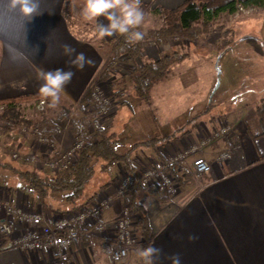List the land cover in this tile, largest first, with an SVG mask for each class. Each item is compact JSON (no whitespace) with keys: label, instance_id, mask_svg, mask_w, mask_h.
<instances>
[{"label":"crops","instance_id":"crops-1","mask_svg":"<svg viewBox=\"0 0 264 264\" xmlns=\"http://www.w3.org/2000/svg\"><path fill=\"white\" fill-rule=\"evenodd\" d=\"M184 1L139 0V4L141 8L173 9ZM83 4L84 0H36V12L26 17L18 8L11 7L9 0H0V98L40 93L38 70H71L74 74L60 97L74 107L75 115L68 122L82 124L85 108L79 102L91 80L104 71L116 37L114 34L97 38L96 23L84 21L79 15ZM250 15L258 19L259 37L245 34L218 57L217 52L209 51L185 58L165 78L154 83L148 101L129 92L114 100V114L106 126L112 123L119 152L129 151L135 143L174 135L158 146L160 155L167 160L192 145L196 148L183 157L180 166L172 165L179 175L192 174L197 156L211 165L190 193L188 188L198 178L187 180L188 184L172 196L157 184L147 188L138 185L135 202L147 212L151 236L143 244L140 232H136L138 243L119 264H142L137 250L149 245L160 249L155 264H171L169 257L173 254L180 256L181 264H264V135L256 136L261 133L256 108L264 99V62H258L261 72L253 76L263 82L256 98L237 100L235 94L241 86L245 88L243 84L256 68V63L250 64L249 59H264V8L253 7L238 17ZM99 21L106 23L102 17ZM237 25L240 27L242 23ZM222 30H212L206 40L219 43ZM65 44L77 53H84L91 63H85L83 69L70 64V58L64 55ZM168 50L167 45L146 44L138 62L156 60ZM119 58H124L122 65L132 63L125 55ZM221 59L224 63L218 71ZM237 65L242 68L237 69ZM124 69V73L117 69L111 72L115 81L117 75L120 78L117 82L120 90L131 82L126 66ZM253 88L246 87L247 95L254 93ZM211 101L213 105L206 109ZM222 121L230 130L213 135L211 128H217ZM68 128L64 135L59 131L51 133L52 140L67 146L77 137L71 124ZM0 135L12 149L25 153L29 148L28 137L23 138L20 129ZM4 149L0 143V159H10ZM75 159V155L66 157L68 162ZM148 159L158 161L152 148L139 147L132 160L139 166ZM122 171L120 163L102 171L105 180L100 185L113 196V205L103 214L105 230L110 234L115 231V219L123 207L122 198L113 189V179ZM0 199L9 200L14 209L18 206L30 212L39 209L48 223L67 212L69 206L65 193L52 194L46 204L32 182L3 168H0ZM3 220L11 224L15 234L24 231L25 223L17 220L7 206L0 208V221ZM99 248L98 241L83 236L63 250L49 243L41 251H22L8 247L5 240L0 249V264H46L58 261L62 254L66 255L65 264H110L103 254H96Z\"/></svg>","mask_w":264,"mask_h":264},{"label":"rangeland","instance_id":"rangeland-1","mask_svg":"<svg viewBox=\"0 0 264 264\" xmlns=\"http://www.w3.org/2000/svg\"><path fill=\"white\" fill-rule=\"evenodd\" d=\"M142 10L145 13V18H144L143 23L140 26H138V28L136 30L143 32V39L138 41V42L145 43V45L146 44H150V43H154V44L157 43V44L167 45L169 47L168 51H172L173 49H182V50H184L185 46H186L187 48L189 47L190 50H195L192 53V55H194V54H204V53H208L209 51H215V52H217L216 54H217V57H218V55L220 54V51L223 50V48H221L220 47L221 45L219 44L221 41L219 43H217V44H212V43H209L206 40V38L208 37L209 33L212 30L216 29V28H219V29L222 28L223 29L222 30L223 31L222 32V38H223V35H224L223 33L227 32V35L229 36V39L231 37V41L232 42H234L235 39H239L242 36H245V34H249V33L257 35L258 37H259V35H261L260 28L257 25L258 24V19L257 18H255V17H253L251 15L248 16V17H244V18L238 17L239 14H241V13H248V12L252 11L253 7L252 8L251 7L250 8H240L239 7L238 10L235 13H233V14H229V13L221 14L215 20L214 25L211 26L210 31L207 34H194L192 37H183L182 35L175 34V35L170 36L167 41L159 42L156 39V37H154L153 35H154L155 32H157L158 29H160L161 27H164V25H166V23H167L166 17L164 15H161L158 12H156V9H151L150 7H143ZM238 22H239V24L242 23V26L238 27V25H237ZM112 54H110L111 55L110 59L105 64L104 71L101 72L100 74L96 75L91 80V82L89 83V85H88V87H87V89H86V91H85V93L83 95L84 98H82V101L79 102L80 107L85 108L84 109V114H83L84 115L83 116V121H82V124H81L83 129H84L83 135H81L79 137H76L74 140H72L66 146L64 143L63 144L60 143L61 141H59V140H56V141L52 140L53 139L51 137L52 134H47V133L40 132V127H38V125H37L39 123V121L43 118V116H45V117H49V116L56 117L55 119H57L56 122L58 123V127L56 126V130L54 132L59 131V134L64 135L69 129L68 128L69 124H71L70 122H68V120L72 117V115H75V114H73V111H72L74 107L73 106H69L70 105V103H69L70 101L69 100L64 99L63 97H60V99L57 102L56 106L55 107H50L49 106V99L48 98H43V99L46 100V103L44 104V108H38V102L39 101L36 102V103L33 102V101H24V102L21 103V107H20L21 108V112H22L24 118L26 120H28L30 123L23 122L21 124H18L17 126H18V129H22V127H25L27 129V132H29V135H27V136H24L23 132H22L23 134L21 133L22 134L21 136H23V138L28 137L27 141L29 142L28 143L29 148H28V150L25 153L24 152H20L18 150L24 156L20 157L18 160L12 159L11 156H10V152L14 151L15 149H12L6 143H3L4 142L3 141V137H1V135H0V143L3 144V148H5L4 152L9 156L10 160H14V161H17V162L20 161L19 163L26 164L27 166H29V168H31V170L33 172H36V173L53 174V173L56 172V171H54L53 168L45 166L44 164H42V165L34 164L32 161L27 159L25 155L29 151L35 150L41 156H44L42 153L45 152V153H48L47 157H53L58 152H60V154L61 153L64 154L65 152H67L74 145V143L76 141H78V140H84V146H85V144L87 143V141L89 139H91V138L94 139L96 130H98L100 128L110 127V130L114 131V127L111 128L112 123L107 125V126H106V123H108V120H109L110 116H112L114 114V112H113L114 108L112 106L114 104V100L116 99V97H114V95L117 93V91L120 90L119 86H117L118 79H120V78H118V75H117L115 77V79H117V80L115 81L114 80V76H115L114 74L109 75L108 78H102L103 77V73L110 74L111 71H113L115 69H117L118 72H120V73H124V70H125L124 67L125 66H126V70H128V72H129L128 67L132 63H130V65H127V64L126 65H122L121 63H122L124 58H119V57H122L124 55L119 56L118 58H113ZM249 61L251 62L250 64L256 63V68L251 73L249 78L246 80V83L243 84L245 86V88L241 86V89H239V90H237L235 92L237 100L251 101L252 99L256 98L259 86L263 85V82L261 80H258V78H253V76H257V74H259V72H261V69L258 67V65H259L258 62H264V59L261 58L260 60L259 59H255L254 60V58L251 57L249 59ZM223 63H224V61H223V59H221L220 64L218 65L219 69H221L220 67L222 66ZM118 65H120L122 67V68H120V70L118 68ZM237 66H238L237 69L242 68L241 65H237ZM234 73H235V70L233 72V75H234ZM121 77H123V76L121 75ZM127 77H129V75ZM130 85H131V82H130ZM130 85L125 86L126 88L124 90V93L127 94V92H129L130 94H133V95L136 96L133 86L132 85L130 86ZM246 87H250V88L254 87L253 88L254 89V93L251 92L249 95H247L248 90L246 89ZM96 89H99L101 91V93H103L105 98H107L109 100V102H107V107H106L104 113H102V110L99 109L100 113L98 112V115H99V118H101V120H100L101 122H100V127L99 128H97V127L95 128V126H94V124H93V122L91 120L96 115L94 113V112H96V109L92 106L93 105V103H92V100H93L92 99V92L94 90H96ZM25 94H22V95H25ZM211 103H212V101L210 102V104L208 105V107L206 109H208L210 107V105H213ZM41 113H43V114H41ZM0 126H4V122L2 124V121H0ZM218 127L217 128H213V127L211 128V132L213 133V135H218L219 132L225 133L226 131L230 130L228 124L225 126V123L223 121L221 122V124L218 125ZM259 128L260 129L258 131H260L262 127L259 126ZM35 129H37V131ZM38 132H39L40 135H45L48 138V141L47 142H39V141L35 142V141H33L32 140L33 138H31V136L32 135L36 136V135H34V133H38ZM162 138H164V140H162L161 143L158 142V143L154 144V143L150 142L149 145H145L144 142L147 141V140H145L143 142L133 144L131 146V149H130V150L133 151V155L132 156L134 157V152L139 147L152 148L153 153L158 157V161H156L154 159H152V160L148 159L147 161L144 160V161H141V165H139V166H138V162L136 163V162L133 161V165H136V166H134L135 167L134 173H131V172L127 171L124 168V166L122 165V168H123L122 173H120L119 176H116L113 179L114 193H116L118 197L122 198V203H123L122 206L124 207V205L126 203L129 206H131L130 207L131 210H132L131 219L133 220V224H134V227H133L134 233H136L138 231L140 232V234L142 236L141 242L143 244L147 243L149 240L145 241V239H144V236H143V233H142V223H143V221H142L141 215L136 210L135 206L132 204V186L134 188V187H138V185H140L141 188H143V187L147 188V187L151 186L152 184H157L162 189L165 190L167 195L172 196V195H176L180 191V189L182 187H184V186H186L188 184L187 180H190V178H193V179H197L198 178L196 181L195 180L192 181L193 183L190 185V188H188L189 189L188 193L194 191L196 189L197 185L200 183V180H199L200 177H202L203 174H204L203 173V174L199 175L196 172L195 166H194V170H193V172L195 174L193 172H191L193 174V175L191 174L192 176L191 175H189V176L188 175H186V176L182 175L181 176V175H179V173L177 171L173 170V168H172L173 166L172 165L176 164V165L180 166L181 163H182L181 161L183 160V157L186 154H189V153L195 151V149H196L195 145H192V147L188 148L187 150H185L182 153H178L176 155H172L171 157L168 158L169 160H167L166 158H164V157H162L160 155L159 149H158V146L160 144L168 142V141L165 140V138H167V137H162ZM116 140H117V138H116ZM41 149L43 150V152H42ZM75 156H76V153H75ZM198 157H202V156H197L196 158H198ZM202 158H204V157H202ZM195 159H194V161H195ZM166 163H168L169 166H171V168H172V171H171L168 168V166H165L166 171H167L166 173L170 172V174H172V179H173L172 184L171 183L170 184H164L163 183L164 180H165L164 177H165V175H167L165 173V171L163 172V170L157 176L153 175L152 176L153 178L150 179L152 181L148 180L147 183L143 182V176H144L145 172L151 171V170L155 171L157 169H160V166L163 165V164L167 165ZM207 163L209 164V166L211 168L210 163L208 161H207ZM104 164L105 163L102 160H97L94 163V168H95L94 177L88 183V185L86 187V190L84 192H85V194H88V195H91L93 193L94 197L88 202L90 204H91V202L92 203L96 202L99 199L110 197L111 198L110 208H111V206L113 205V196H110L111 193L106 191V187H101V185H100V184H102L101 182H103L102 180L105 178V177H103V173H102L103 168L105 167ZM193 165H194V162H193ZM128 176H132L133 179H135V181L133 180L127 187L125 186L124 190L121 192L120 189H121L125 179ZM175 176L181 178V181L176 179ZM141 182H142V184H141ZM80 207L81 206L74 207L72 209L69 208V209H67V212H71L74 209H78ZM123 207H122V209H123ZM16 208L22 210L24 213H27V214H35V213H41L42 214V212L39 209L38 210L36 209L35 211L33 210V211L30 212L28 210L24 211L20 206H18ZM142 208L144 209L143 206H142ZM122 209H121V211H122ZM106 210H108V209H106ZM106 210L102 211V216H101V219H100L102 221L103 225H104V223H103V214H104V212ZM121 211H120V213H121ZM64 213H66V212H64ZM145 213H146V216H147V222L149 223L148 215H147L146 210H145ZM56 217L53 218V221H54V219ZM17 220H19L18 217H17ZM19 221L25 223L24 224L25 225L24 226L25 227L24 231H25L26 226H27L26 225L27 222H25L23 220H19ZM93 229H96V227H94ZM104 229H105V225H104ZM21 233L22 232L16 233L15 235H19ZM109 235H111L110 232L106 231L105 232V236H109ZM135 240H136V238H135ZM93 241H98L100 243V246H101V242L99 240H93ZM0 243H4V239L0 240ZM136 243H138V242L136 241L135 244ZM129 251H128V253H129ZM96 252H97L96 253L97 255H99V253L103 254L102 251H101V248H99V250L96 251ZM128 253H127V255H128ZM126 256L124 258H126ZM60 257H59V259H60ZM104 257H105V255H104ZM123 259H121L119 261V263ZM56 261L49 262V263H46V264H55ZM64 264H65V261H64Z\"/></svg>","mask_w":264,"mask_h":264},{"label":"trees","instance_id":"trees-1","mask_svg":"<svg viewBox=\"0 0 264 264\" xmlns=\"http://www.w3.org/2000/svg\"><path fill=\"white\" fill-rule=\"evenodd\" d=\"M239 7L264 8V0H185L173 9L159 7L156 12L164 15L167 23L164 27L158 29L153 36L159 42H164L175 34L183 37H192L194 34H207L221 14H233ZM223 34V38L219 43L220 47L223 48L220 53L233 44L227 32ZM113 44V58L125 55L127 59L132 61V64L128 67L129 78L136 96L143 101L149 100L151 89L156 81L165 78L171 68L191 56L195 51L185 46L184 50L173 49L172 51L162 52L156 60H144L139 63L138 58L141 56L145 43L129 42L124 35L116 34ZM109 75L111 73H103L102 78H108ZM123 90L117 91L114 97L123 94ZM43 98L46 97L40 93L0 98V121L4 122V126H0V132L15 131V129H18V124L30 123L21 112V103L24 101L36 103ZM256 112L259 125L262 127L261 133L256 136L264 135V99L258 103ZM56 121L55 118L43 116L37 125L40 127V132L51 134L56 130ZM71 127L77 137L83 135L84 129L80 123L72 121ZM173 137L175 136H169L165 140L169 141ZM162 140L164 138L148 139L144 144L149 145L150 142L156 144ZM132 155V150L124 153L119 152L117 150L116 134L109 127H104L96 130L94 139H89L85 146L76 152L75 161L66 163L65 167L53 174L33 172L26 164L10 159H0V168L10 170L26 181L32 182L42 194L46 204H49V198L52 194L65 193L66 201L69 204L67 208L72 209L88 203L94 197V195L85 194L84 191L94 177V163L97 160L104 161V168L107 170L120 163L127 171L134 173L135 167ZM166 164L172 171L171 166L168 163ZM175 178L181 181V178L177 176ZM139 189V186L134 188L132 186V204L141 215L143 221L142 233L145 241H148L151 231L147 216L142 206L135 202L136 192ZM49 207L53 208V205H49Z\"/></svg>","mask_w":264,"mask_h":264},{"label":"built area","instance_id":"built-area-1","mask_svg":"<svg viewBox=\"0 0 264 264\" xmlns=\"http://www.w3.org/2000/svg\"><path fill=\"white\" fill-rule=\"evenodd\" d=\"M92 99V106L96 109V112H94L96 115L91 120L95 128H99L101 118H99L98 112L100 113V110H102V113L105 112L107 102H109V100L105 98L99 89L92 92ZM45 103V99L39 100L38 108H44ZM35 130L37 131V129ZM20 132H23L24 136L29 135V132H27L25 127H22ZM34 135L36 136L32 135L31 138H33L32 140L35 142L48 141V138L45 135H40L39 132L34 133ZM83 146L84 140H78L64 154H60V152H58L53 157H44L38 154L35 150H31L25 156L34 164H44L45 166L53 168L54 171H58L59 169L65 167L66 163H68L66 157L68 155H75V153ZM10 156L12 159L18 160L24 155H22L18 150H14L10 152ZM165 166L166 165L163 164L160 166V169L145 172L143 182L147 183L148 180L152 181L150 180L153 178L152 176H157L162 170L166 173L167 171ZM194 166L199 175L210 170L209 164L202 157L195 159ZM166 174L167 175H165L163 183L172 184V174H170V172ZM133 180L135 181L132 176H128L125 179L120 191L122 192L124 187H127ZM110 204V197L99 199L96 202H91V204H84L80 208L74 209L71 212L61 214L54 219L53 223H48L46 222L43 214L24 213L20 209L12 208L9 200L0 199V208L2 206H7L8 210H12L19 220L27 222L25 231L19 235H15L10 223L0 221V240L4 239V242L7 240L8 247L10 248L22 251H41L44 246L49 243L59 245L62 249H66L71 247L74 239L83 236L92 241L99 240L101 242V251L105 255L107 261L110 264H119V261L123 259L127 255L128 251L135 246L136 233H134V224L131 219V206L126 203L121 213L116 217V228L114 233L109 236H105L106 230L104 229V225L100 219L102 211L109 209ZM94 227H96V229H93ZM2 245L3 243H0V249L2 248ZM65 259L66 255L62 254L60 259L56 261L55 264H64Z\"/></svg>","mask_w":264,"mask_h":264},{"label":"clouds","instance_id":"clouds-1","mask_svg":"<svg viewBox=\"0 0 264 264\" xmlns=\"http://www.w3.org/2000/svg\"><path fill=\"white\" fill-rule=\"evenodd\" d=\"M13 8H18L19 12L31 17L36 12V0H9ZM79 15L84 21H94L96 23L95 35L97 38H104L114 34H121L129 42L143 39V32L136 30L145 18V13L140 7L139 0H84L83 7ZM103 18L106 23H101L99 18ZM64 55L68 56L69 63L77 69H83L85 63H91L84 53H77L70 45L63 46ZM71 70L57 68L54 70L37 71V78L41 81L39 92L49 99V106L55 107L60 99L65 85L73 76ZM160 249L154 246L141 247L137 250V256L142 264H155ZM171 264H181L178 254L169 257Z\"/></svg>","mask_w":264,"mask_h":264},{"label":"water","instance_id":"water-1","mask_svg":"<svg viewBox=\"0 0 264 264\" xmlns=\"http://www.w3.org/2000/svg\"><path fill=\"white\" fill-rule=\"evenodd\" d=\"M217 69H218V71H220V69L217 67ZM218 85V82H217V84H216V86Z\"/></svg>","mask_w":264,"mask_h":264}]
</instances>
